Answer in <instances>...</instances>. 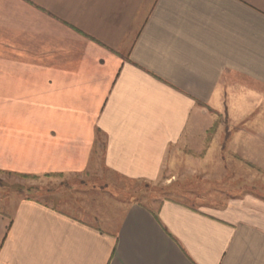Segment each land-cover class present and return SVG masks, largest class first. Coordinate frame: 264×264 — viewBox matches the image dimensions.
<instances>
[{"label": "crops", "instance_id": "0c3cea01", "mask_svg": "<svg viewBox=\"0 0 264 264\" xmlns=\"http://www.w3.org/2000/svg\"><path fill=\"white\" fill-rule=\"evenodd\" d=\"M261 155L264 0H0V173L44 188L0 194V264H264L259 198L100 189Z\"/></svg>", "mask_w": 264, "mask_h": 264}, {"label": "rangeland", "instance_id": "374dc122", "mask_svg": "<svg viewBox=\"0 0 264 264\" xmlns=\"http://www.w3.org/2000/svg\"><path fill=\"white\" fill-rule=\"evenodd\" d=\"M232 125L227 123L224 125L220 120L215 121L211 128L208 129L207 142L208 145L211 143L213 138L216 137V141L219 145L229 146L228 134L223 135L222 131H233ZM230 144L236 146L237 140L230 139ZM228 157V156H226ZM230 157V158H229ZM227 162L224 164V170L215 171L209 170L204 171L201 168L194 175L187 176L180 181H173L176 186H167L161 182L155 184H145L144 182H134L124 180L115 175L109 174L103 169L101 173L102 178L113 179L116 182L114 188L105 186V180L102 182L101 190L111 191L122 197H133L137 201H148L158 199L162 197H173L179 200L185 201L187 204L194 208L203 206H209L211 203L216 207L217 205H223L229 200H237L243 196H253L259 198L264 202V155L259 156L262 159L263 170H255L253 167L244 165L242 162L237 161L232 156H229ZM241 157V156H240ZM200 160H205L203 154L197 155ZM217 158V157H216ZM201 166V165H199ZM93 178L95 176H87ZM164 177V176H163ZM21 178V179H20ZM22 178H27L24 175H12L7 173H0V194H13L20 192L22 194L39 195L44 188L36 187V185H28L29 187H18L14 186L15 182L24 183ZM28 179V178H27ZM24 180V179H23ZM35 178H33V181ZM29 183V181L27 180ZM173 183V184H174ZM25 184V183H24ZM223 184V185H219ZM52 194L60 195V192H64V188L59 186L50 187ZM28 189V190H27ZM37 190H40L37 192ZM149 202V201H148Z\"/></svg>", "mask_w": 264, "mask_h": 264}]
</instances>
